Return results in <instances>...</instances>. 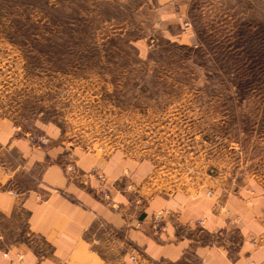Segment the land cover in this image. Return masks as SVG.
<instances>
[{
  "label": "rangeland",
  "instance_id": "1",
  "mask_svg": "<svg viewBox=\"0 0 264 264\" xmlns=\"http://www.w3.org/2000/svg\"><path fill=\"white\" fill-rule=\"evenodd\" d=\"M156 14L148 0H0V130L44 150L53 143L44 126H52L70 149L120 153L148 166L139 185L150 196L205 190L238 200L258 212L263 230L250 242L264 246V6L191 0L199 47L170 43ZM35 134L49 145L33 146ZM63 159L66 178L74 159L106 181L72 151ZM7 160L0 155L1 165ZM116 204L108 206L120 212ZM113 244L120 264H146L133 243Z\"/></svg>",
  "mask_w": 264,
  "mask_h": 264
},
{
  "label": "crops",
  "instance_id": "2",
  "mask_svg": "<svg viewBox=\"0 0 264 264\" xmlns=\"http://www.w3.org/2000/svg\"><path fill=\"white\" fill-rule=\"evenodd\" d=\"M148 1L157 11L153 23L170 43L200 46L188 21L191 0ZM146 40H135L143 56ZM44 128L53 137L44 150L17 138L10 127L0 130V155L9 157L0 164V264H120L113 243L126 242L143 252L146 264H264V246L250 242L263 230L258 212L252 214L238 200L216 201L205 190L150 196L139 185L148 166L120 153L103 157L70 149L58 140L57 129ZM69 151L84 171L104 175L106 181L91 180V188L109 191L120 212L67 180L62 164ZM160 211L172 216L165 215L166 230L157 233L152 219ZM202 219L203 226L195 224ZM108 230L116 237L110 239ZM215 231L224 232L223 242L211 244Z\"/></svg>",
  "mask_w": 264,
  "mask_h": 264
},
{
  "label": "built area",
  "instance_id": "3",
  "mask_svg": "<svg viewBox=\"0 0 264 264\" xmlns=\"http://www.w3.org/2000/svg\"><path fill=\"white\" fill-rule=\"evenodd\" d=\"M30 142L33 146L38 148H44L47 147L50 143V139L44 135V134H35V135H29ZM65 174L70 182L77 183L79 185L88 187L90 180L93 177H96L98 179H101L103 181V178L100 175L94 174V172L91 173H84L77 165L76 161L74 159H70L69 162L64 166ZM96 194L100 195L99 197L101 200L111 206L114 210H118L119 207L117 206L116 202H114L111 198L110 193L107 190H104L103 188H99L96 190ZM153 222V230L157 233H160L164 231V211H160L156 213L153 216L152 219ZM196 225L203 226L204 221L198 220L195 222ZM224 233L221 231H216L214 234H211V244H217L223 242L221 239H223ZM253 239V238H252ZM210 243V242H209Z\"/></svg>",
  "mask_w": 264,
  "mask_h": 264
},
{
  "label": "trees",
  "instance_id": "4",
  "mask_svg": "<svg viewBox=\"0 0 264 264\" xmlns=\"http://www.w3.org/2000/svg\"><path fill=\"white\" fill-rule=\"evenodd\" d=\"M254 58L253 57H250V59H249V61H252ZM248 63V62H247ZM243 74L245 75V77H250V76H248V74H247V72L245 71V72H243Z\"/></svg>",
  "mask_w": 264,
  "mask_h": 264
}]
</instances>
